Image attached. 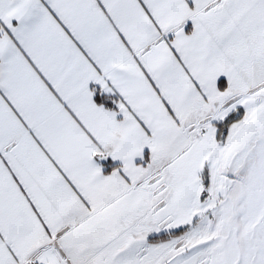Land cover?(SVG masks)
<instances>
[{
  "label": "snow or ice",
  "instance_id": "6c2138e0",
  "mask_svg": "<svg viewBox=\"0 0 264 264\" xmlns=\"http://www.w3.org/2000/svg\"><path fill=\"white\" fill-rule=\"evenodd\" d=\"M0 264H264V0H0Z\"/></svg>",
  "mask_w": 264,
  "mask_h": 264
}]
</instances>
